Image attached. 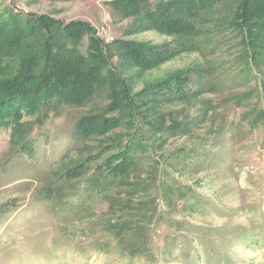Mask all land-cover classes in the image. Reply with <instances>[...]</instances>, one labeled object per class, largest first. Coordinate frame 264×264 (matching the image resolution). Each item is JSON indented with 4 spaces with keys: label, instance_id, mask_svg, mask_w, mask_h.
Masks as SVG:
<instances>
[{
    "label": "rangeland",
    "instance_id": "374dc122",
    "mask_svg": "<svg viewBox=\"0 0 264 264\" xmlns=\"http://www.w3.org/2000/svg\"><path fill=\"white\" fill-rule=\"evenodd\" d=\"M9 12L48 16L63 23L88 22L107 46L114 40L151 46L172 42L168 35L142 27L136 17L123 16L120 8L106 1L7 4L0 0V14ZM205 36L198 49L181 51L150 69L112 60L111 67L132 94L181 71L191 72V81L203 86L190 98L160 103L139 100V113L146 121L136 115V120H123L103 137L76 142L73 129L78 119L102 111L109 103L102 93L81 107H54L50 111L58 115L49 112L47 119L41 108L25 111L19 125L0 128V264H264V126L250 124L256 110H264V65L252 73L238 72L234 66L237 39L232 33ZM81 46V53H86V42ZM244 96L248 103L239 101ZM245 114L250 117L243 120ZM164 117L175 124L173 133L162 131L159 122ZM28 129H33L31 150L15 155ZM107 136L136 142L132 150L142 178L155 169L161 174L150 195L158 198L157 189L164 195L162 190L175 182L189 190L182 191L184 200L177 201L175 208L166 206L162 198L157 200L163 214L148 254L132 256V243L127 249L100 248L95 238H101V232L86 225L92 215L79 210L88 191L71 198L68 208L56 215V199L35 201V195L55 180L66 196L71 186L117 152L119 148L99 153ZM94 154L101 156L86 164L81 176L62 178L66 170ZM135 191L134 202L148 197ZM102 210H107L106 205Z\"/></svg>",
    "mask_w": 264,
    "mask_h": 264
},
{
    "label": "trees",
    "instance_id": "16d2710c",
    "mask_svg": "<svg viewBox=\"0 0 264 264\" xmlns=\"http://www.w3.org/2000/svg\"><path fill=\"white\" fill-rule=\"evenodd\" d=\"M97 1H106L120 8L123 16L136 17L142 27L158 30L171 37L172 42L151 46L114 40L107 46L85 21L63 23L31 13L0 14V128L19 125L25 111L33 113L41 108L47 119L49 112L58 115L50 111L54 107H81L102 93L106 94L109 103L102 111L78 119L73 129L76 142L103 137L121 126L123 120L132 121L138 117L146 121L145 115L139 113V100L160 103L162 100L190 98L197 96L203 86L191 81V72L181 71L147 86L140 94H132L129 84L111 67L112 60L117 58L122 63L150 69L181 51L198 49L209 33L231 32L237 39L236 71L252 73L254 68L264 65V0ZM84 42L87 51L81 53ZM239 101L248 103L250 100L244 96ZM255 114L251 126H264V110L260 108ZM249 117L245 114L243 120ZM159 125L164 132L173 133L171 130L176 129L175 124L165 117ZM31 132L33 129L27 130L26 138L23 137L14 151L15 155L31 150ZM104 143L106 146L99 152L101 154L102 151L119 149L104 158L82 182L71 186L66 196L58 190L56 185L59 182L55 180L49 189L35 195V201L49 203L56 199L59 204L58 209L53 210L56 215L68 208L71 198L74 200L88 191V198L79 204V210L92 215L86 225L101 232V238H95L100 248L103 251L127 249L132 243V256L148 254L163 214L158 209L157 200L162 198L171 209L177 201L184 200L182 191L189 190L175 182L166 191L162 190L164 195L157 189L158 198H155V193H150L154 191L152 185L161 180V174L155 169L143 178L140 176L132 150L136 142L129 139L123 143L107 136ZM101 154L89 156L84 163L69 168L62 178L69 181L81 176L85 165ZM124 189L127 192H123ZM135 190L144 191L142 194L148 197L134 202L133 195L138 193ZM103 205L107 210H102ZM61 231L67 235L66 229Z\"/></svg>",
    "mask_w": 264,
    "mask_h": 264
},
{
    "label": "built area",
    "instance_id": "2783aa9c",
    "mask_svg": "<svg viewBox=\"0 0 264 264\" xmlns=\"http://www.w3.org/2000/svg\"><path fill=\"white\" fill-rule=\"evenodd\" d=\"M7 4L13 3L15 0H4Z\"/></svg>",
    "mask_w": 264,
    "mask_h": 264
}]
</instances>
